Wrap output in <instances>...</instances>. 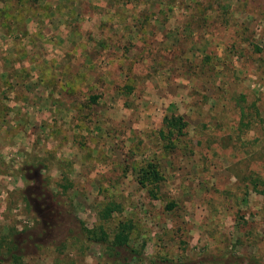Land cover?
Instances as JSON below:
<instances>
[{
    "label": "rangeland",
    "instance_id": "1",
    "mask_svg": "<svg viewBox=\"0 0 264 264\" xmlns=\"http://www.w3.org/2000/svg\"><path fill=\"white\" fill-rule=\"evenodd\" d=\"M81 35L91 45L73 49ZM2 80L51 102L5 103ZM170 113L187 122L172 149ZM150 158L157 198L135 176ZM257 177L264 0H0V264H264ZM120 221L132 228L115 246ZM99 223L103 242L84 232Z\"/></svg>",
    "mask_w": 264,
    "mask_h": 264
},
{
    "label": "trees",
    "instance_id": "2",
    "mask_svg": "<svg viewBox=\"0 0 264 264\" xmlns=\"http://www.w3.org/2000/svg\"><path fill=\"white\" fill-rule=\"evenodd\" d=\"M257 51L260 53L261 48L258 44H255ZM96 97L93 96L91 98L92 101H95ZM242 101V98H241ZM241 118L244 119V115L249 117L248 112L245 111V108L241 106L240 109ZM251 117L248 121L243 122L241 124L250 125ZM187 127V122L181 114L170 113L165 114L162 118V127L159 130V137L164 143V147L172 149L175 147L177 142L180 141L181 137L185 135V129ZM137 171L135 173L137 183L142 187L147 189L148 194L157 198L161 192V187L163 184V174L159 168L158 162L154 159H146L144 162L140 163L137 166ZM252 186L255 191L264 194V179L261 178H253L250 179ZM174 204L168 203L167 208L171 209ZM119 209V205L114 202L106 203L99 211L98 217L100 220L108 219L114 211ZM132 228L131 224L128 221H120L118 224V229L115 231L113 238L111 239V243L115 246H122L127 244L129 241V232ZM84 232L87 237L92 241L103 242L107 240V233L104 229L102 223H99L94 228H84Z\"/></svg>",
    "mask_w": 264,
    "mask_h": 264
},
{
    "label": "crops",
    "instance_id": "3",
    "mask_svg": "<svg viewBox=\"0 0 264 264\" xmlns=\"http://www.w3.org/2000/svg\"><path fill=\"white\" fill-rule=\"evenodd\" d=\"M75 41H71L70 43V45H71V47L73 46V49H75L76 48V45L79 43V42H81L82 40L84 41V44H85V46L88 48V46L89 45H91V43L88 41V43H87V41H86V38L84 37V35H81V36H75L74 38H73ZM87 40H89V37H87ZM89 44V45H88ZM93 44H96V41H94L93 42ZM85 47V48H86ZM90 49V48H89ZM80 50H82V51H80ZM73 51V50H72ZM84 49H78L74 54L76 55V56H78V57H80V60H81V62H80V64H83V65H86V66H89L88 67V70H91V68H90V66L92 65V62H90L89 61V55L88 54H84ZM54 53V52H53ZM73 53V52H72ZM64 55H70L71 56V53L70 54H65V53H63V52H60V51H58V53H56V57H58L59 59H61V58H63L64 57ZM71 63V62H70ZM79 64V65H80ZM94 77H91L90 75H89V73H87L86 74V78H84V84H87L88 82H90V83H92L93 81H94ZM29 81H23V82H21V86H22V88L24 87V89L25 90H29V88H28V85H29ZM14 86V87H13ZM5 89H7V91H8V89H10V93L5 97L3 94H1V95H3L2 96V98H3V101L5 102V103H8V102H11V103H13L12 105H21L22 107H21V110H23L24 111V104H27L28 105V107H31V108H33V107H37V109L39 108V103H43L44 101H49V102H51V98H49V97H47V95L46 94H42V93H40V94H38V96H33L34 95V92H35V90L34 91H32V90H29V94L31 95V97H32V100H30V98L29 99H26V98H24V97H20V96H18V98H17V96H15L16 95V93L18 92V91H16V87H15V83H13V84H8V83H6V80H2V84H1V91H4L3 93H5V94H7L6 93V91H5ZM13 92H15V93H13ZM11 95H13V96H11ZM13 107L12 106H10V109H12ZM6 110H8L7 108H6ZM6 113L5 114H7V112L8 111H5ZM15 114H17V113H15ZM3 119H5V117L4 118H2L1 120H3Z\"/></svg>",
    "mask_w": 264,
    "mask_h": 264
},
{
    "label": "flooded vegetation",
    "instance_id": "4",
    "mask_svg": "<svg viewBox=\"0 0 264 264\" xmlns=\"http://www.w3.org/2000/svg\"><path fill=\"white\" fill-rule=\"evenodd\" d=\"M38 211H39V213L41 212L40 214L44 215V212H43V210H38Z\"/></svg>",
    "mask_w": 264,
    "mask_h": 264
}]
</instances>
